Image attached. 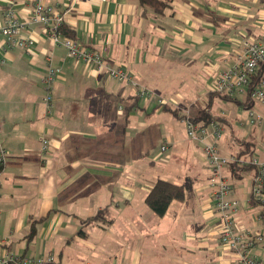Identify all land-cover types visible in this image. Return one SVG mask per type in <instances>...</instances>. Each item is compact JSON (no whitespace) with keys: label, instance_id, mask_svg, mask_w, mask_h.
<instances>
[{"label":"crops","instance_id":"obj_1","mask_svg":"<svg viewBox=\"0 0 264 264\" xmlns=\"http://www.w3.org/2000/svg\"><path fill=\"white\" fill-rule=\"evenodd\" d=\"M167 1L170 7L158 15L139 0H44L67 9L65 23L78 41L130 73L148 97L103 68L67 58L42 25L20 31L29 50L8 48L0 34V129L7 151L0 167V257L57 264H239L238 254L219 240L214 174L202 179L198 163L208 162L203 144L184 130L192 145L185 149L187 140L175 138L173 121L160 110L185 125L186 114L195 120L206 110L223 128L217 145L225 156L236 157L240 143L250 142L251 159L264 160V122L246 125L249 107L240 94H212L215 75L238 64L243 41L264 35V0ZM7 7L0 0V10ZM14 8L18 18L29 20L30 0H16ZM49 59L61 70L52 107L43 84ZM250 108L264 116V105ZM159 134L167 146L156 145ZM42 138L50 140L47 152ZM242 175L236 179L230 166L220 173L232 186L229 198L239 202V225L264 233L259 207L251 203L252 174ZM158 179L192 183L188 198L173 202L162 218L145 203ZM98 212L109 222L85 225L86 238L77 237ZM253 254L264 264V242Z\"/></svg>","mask_w":264,"mask_h":264},{"label":"built area","instance_id":"obj_2","mask_svg":"<svg viewBox=\"0 0 264 264\" xmlns=\"http://www.w3.org/2000/svg\"><path fill=\"white\" fill-rule=\"evenodd\" d=\"M15 1L7 0L8 7L0 10V34L5 37L8 48L24 47L29 50V44L22 39L20 31L29 24L42 25L53 47L64 48L67 58L82 62L90 68H103L107 70L110 78L128 82L138 88L140 96H150V91L139 86L130 73L121 68L112 67L98 51H93L83 46L78 40L61 33L60 29L65 24L67 9L62 10L59 4L48 5L44 0H30L32 12L29 20L26 21L16 16ZM242 47L243 51L238 56V64L216 74L212 90L229 97L240 94L244 103L250 100L264 105V80L256 84L252 90L249 89L258 68L264 63V35L256 39H245ZM47 66V72L43 79V84L47 90L45 102L52 107V89L61 70L53 66L51 59L48 60ZM159 102L162 106L166 105L162 99ZM247 112L246 125L254 127L264 122V116L253 108H248ZM185 122L189 139L203 144L205 157L214 174L211 187L213 201L216 203L215 207L220 217V243L223 248L239 255V264H263L253 254V251L264 241V233L252 232L239 225V202L229 198L233 190L232 186L220 177L224 168L236 162L246 164L249 160L238 161L236 157L225 156L221 152L217 145V141L222 138L223 134V128L220 124L216 122H211L209 125L198 124L191 120L190 114H186ZM1 133L0 129V167H3L6 163L7 151L1 143ZM211 137L212 139H210ZM41 143L42 151L47 152L50 140L42 138ZM164 150L165 147L162 148V151ZM250 163L258 169L251 175L253 184L251 202H258L264 199V160L255 156ZM259 218L262 220L260 216ZM44 261L33 257H20L15 254L0 257V264H39Z\"/></svg>","mask_w":264,"mask_h":264},{"label":"trees","instance_id":"obj_3","mask_svg":"<svg viewBox=\"0 0 264 264\" xmlns=\"http://www.w3.org/2000/svg\"><path fill=\"white\" fill-rule=\"evenodd\" d=\"M139 5L142 7H148L151 10H153L156 14L158 15H162L164 10H166L167 8L170 7V4L167 0H139ZM61 33L64 36H69L72 37L76 40H78L75 37V33H74V29L72 27H70L68 24H64L61 27ZM86 47V46H85ZM88 48V47H87ZM93 51H96L92 48H89ZM117 68V67H115ZM262 80H264V63H262L260 65V67L257 70L256 75L254 76V79L250 85V90H252L256 84H258L259 82H261ZM53 91H54V86L52 89V98H53ZM212 94L216 95V96H220L222 98H229V96L227 95H222L216 92H212ZM46 98V97H45ZM52 105H53V100H52ZM244 105V104H243ZM252 107L253 106V102L248 100L247 103H245V107ZM164 109H169L167 107H165ZM171 110V109H169ZM171 112L176 113V111L171 110ZM199 116L194 120V118L191 117V120L194 122H200L202 121L203 124L205 125H209L212 122V117L210 116V114H208L206 112V110H200L199 111ZM243 146V147H242ZM253 143L250 142H243L240 143V147L241 150L239 152V154L236 156L237 160L240 161V159L244 156V155H252L253 154ZM252 156L249 157V162L246 164H240L239 162H236L232 165H230L231 169H232V173L234 175V177L236 179H241L242 178V173H250L252 174L255 170H258L256 166H254L253 164H251V159ZM192 191V183L190 182V180L185 181L183 184H178L175 183L173 181L167 180V179H158L153 187L151 188L150 192L148 193L146 199H145V203L147 205V207L158 217H164L171 204L173 202H183L185 201L190 192ZM254 201V200H253ZM254 206H258L259 207V216L262 219V223L264 225V199L258 202H252ZM109 221L106 219V217L104 216L103 212H98V214L90 219H87L83 222V226L80 228V230L77 233V237L80 238H86V233H85V225H91V224H99V223H103V224H107ZM39 264H57L55 261H47L45 260L44 262H41Z\"/></svg>","mask_w":264,"mask_h":264},{"label":"rangeland","instance_id":"obj_4","mask_svg":"<svg viewBox=\"0 0 264 264\" xmlns=\"http://www.w3.org/2000/svg\"><path fill=\"white\" fill-rule=\"evenodd\" d=\"M133 77V76H132ZM133 79H134V77H133ZM168 97V100H170L169 98L171 97L170 95H167ZM160 111H162V114H164L165 116H166V118H167V120H172L173 121V123H174V125H173V132H174V135H175V138L177 139V140H179V139H186L187 141H184L185 142V144H184V148L186 149L189 145H191V143H190V141L188 140V138H187V136H185L184 135V130H186V125H185V123H181L180 121H179V119L175 116V115H173L172 113H169L168 111H163V110H160ZM245 116H247V114L245 113ZM247 119V118H246ZM168 122V121H167ZM161 134H159L158 136H157V140H156V145L157 146H159V148L161 147V145L164 143L163 142V140L165 139V137L164 136H160ZM163 145H166V144H163ZM162 145V146H163ZM167 146V145H166ZM192 146V145H191ZM177 147L178 146H176V145H174L173 146V148L172 149H169V150H167V153L165 154V156L166 157H169L170 158V155H172L173 154V152L174 151H176L177 150ZM200 153L202 154V151H200ZM204 156H205V153H204ZM199 163V165H200V169L202 170V172H201V178L203 179H207L211 174H212V172H211V168H210V166H209V163L208 162H202V161H199L198 162ZM197 182V181H196ZM205 183H206V181H204ZM241 185H243V186H246V188L247 189H249V181H244V182H242V183H240ZM251 189V188H250ZM251 199H252V194H251ZM252 203V202H251ZM249 230V229H248ZM253 232V231H252ZM264 242V241H263ZM262 242V243H263ZM261 243V244H262ZM260 244V245H261ZM259 245V246H260ZM258 246V247H259ZM233 253V252H232ZM239 256V255H238Z\"/></svg>","mask_w":264,"mask_h":264}]
</instances>
